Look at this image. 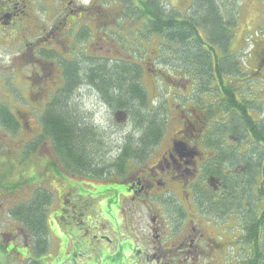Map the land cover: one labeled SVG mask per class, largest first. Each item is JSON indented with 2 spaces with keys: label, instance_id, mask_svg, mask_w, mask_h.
Wrapping results in <instances>:
<instances>
[{
  "label": "flooded vegetation",
  "instance_id": "flooded-vegetation-1",
  "mask_svg": "<svg viewBox=\"0 0 264 264\" xmlns=\"http://www.w3.org/2000/svg\"><path fill=\"white\" fill-rule=\"evenodd\" d=\"M139 16L144 8L137 1L131 8L119 0H0V43L7 49L2 64L15 72L3 88H56L52 104L73 88L74 72L94 66L123 69L143 87L161 124L139 154H127L101 174L74 154H89L97 145L103 150L105 135L97 126L102 135L91 136L99 137L98 143L84 138L83 152L58 149L52 134L37 133L22 150L23 163L38 155L47 163L46 174L27 173L17 180H33L35 193L10 204L8 216L23 226L0 229L6 256L13 255L18 264H264V144H259L262 163L251 182L254 137L249 130L236 132L230 106L236 99L243 108L238 115L264 122V39L247 53L244 68L238 60L251 77L242 73L237 83L249 79L251 86L224 88L235 82L233 76L220 79L217 71L225 58L230 66L233 55H213L215 83L211 94L200 97L212 105L208 115L195 101L204 88H188L190 80L181 78V47L175 55L154 31V22ZM77 88L84 96L90 95L88 89L96 94L98 110L92 105L90 118L106 110L116 116L117 132L133 126L130 112L108 107L97 88L89 83ZM42 150L46 154L39 155ZM74 159L80 162L74 165ZM4 171L9 179V170L0 165V190L8 195L15 190ZM43 177L51 191L40 186ZM107 196L113 209L105 203ZM40 201L48 223L36 234L22 218L29 217L30 206L39 210Z\"/></svg>",
  "mask_w": 264,
  "mask_h": 264
},
{
  "label": "trees",
  "instance_id": "trees-1",
  "mask_svg": "<svg viewBox=\"0 0 264 264\" xmlns=\"http://www.w3.org/2000/svg\"><path fill=\"white\" fill-rule=\"evenodd\" d=\"M122 3L129 4L132 8L137 1L140 6L144 8L143 19L152 20L154 22V31L159 33L172 46V52L178 54V48L181 47V73L185 75L192 83L193 88L201 89L195 98L198 103H202L210 115V106H206L200 97L204 94H211V87L215 83V74L213 68V55L217 53L232 54L230 66L227 65L226 58L219 66L218 77L233 76L235 82L224 84V88H243V84L237 83L241 80L242 73L247 75L250 79L251 75L246 70H240L238 60L231 50V44L234 38V28H236L238 19V0H191V6L184 17L178 18L172 10L168 8L166 0H119ZM238 53V52H236ZM240 62V61H239ZM103 68L94 66L88 71L74 72L73 88H67L64 92L59 94L52 104H48L44 115L42 116V124L45 127L44 133L52 134L53 141L56 142L58 149H63L72 153L80 150L83 152V139H88L90 143H98L99 137L91 135L98 134V126L89 117L90 115L80 113L77 109L76 95L78 94L77 86L85 87L86 83L97 88L103 96L104 103L109 107H122L127 109L132 116L133 132L131 134H119L121 136L120 144L114 149L112 155L113 160L109 163L107 161L104 165L97 162V159L105 157L107 149H112L111 146L101 150L100 147L92 148L88 153H75L77 159L81 162H88V165L94 166L95 172L101 174L104 171H110L116 164L127 157V154H133V151H142L145 146L152 139L151 135H158L161 127L160 120L149 110V104L146 99L145 91L141 85L136 84L135 79L131 77L128 71L115 68ZM227 67L231 69L227 70ZM248 82L250 84V80ZM94 88V89H95ZM235 90H233L234 92ZM73 95V96H72ZM196 95V94H195ZM194 95V96H195ZM233 109L234 127L236 132L245 134L248 130L254 137V142H251L252 150L250 151L249 162L250 173L249 178L252 182L256 180L253 178L255 173H258V165L262 163V156L259 153L260 143L264 144V132L261 127L264 122H256L254 119H243L241 113L243 109L241 104L233 99L231 104ZM206 107V108H205ZM74 108L76 111L73 112ZM209 108V109H207ZM3 109V108H2ZM223 111H227V105L224 104ZM79 111V112H77ZM13 117L7 113L6 110L0 109V126H4L10 132H16L17 128L14 126ZM120 132V131H119ZM117 133V132H116ZM221 135V134H220ZM77 143L81 144L78 145ZM94 150V151H92ZM108 151V150H107ZM110 152H108L109 154ZM90 157L92 160H88ZM74 159V165L80 160ZM225 159V157L223 158ZM124 162V161H123ZM123 164V163H122ZM41 202V201H40ZM41 207L36 210L33 206L26 210L30 211L29 217L23 219L24 227L31 229L34 233L37 229H47L45 224V207L41 202ZM23 210L16 212L17 217L21 215ZM15 214V213H13ZM33 217L38 223L35 228L34 222L30 218ZM15 217V216H14ZM16 217V218H17ZM21 223V221L19 220ZM22 225V223H21ZM23 226V225H22ZM37 234V232H36Z\"/></svg>",
  "mask_w": 264,
  "mask_h": 264
},
{
  "label": "rangeland",
  "instance_id": "rangeland-1",
  "mask_svg": "<svg viewBox=\"0 0 264 264\" xmlns=\"http://www.w3.org/2000/svg\"><path fill=\"white\" fill-rule=\"evenodd\" d=\"M166 3L168 4L167 6L169 9L175 10L173 11L175 15L179 13L178 15L184 17L190 8L191 0H166ZM237 8L239 16L237 19L236 28L233 29L234 38L230 51H233L232 53L236 55V57L240 58L239 60L241 61V64L244 65L243 62L248 60V57L246 58L243 53L247 51L252 52L251 50L253 49H255L254 51L258 50L259 47H256V42H260L261 38L264 39V0H238ZM249 43L250 45L248 47ZM3 45L4 44L1 42L0 109L3 111L6 110L7 113L13 118H18L17 120L13 119L14 126L17 128L16 132H10L3 125L0 126V165H2L3 169L9 170V179L7 178V171H4L6 178L8 179L7 184L9 188L15 190V192L11 194L7 193L8 195H6V192L4 193L3 190H0V229L2 231L9 232L12 231V228L14 227L22 226L19 220L8 216L10 210H12L10 209V204L23 202V200L29 199L31 196L33 197L35 193V190L32 186L34 181L21 178L18 182L17 180L19 179V176H27V173H36L37 175L41 173V176L46 174L44 165H47V163H45V159L42 160L40 157H38V155H33L32 157L27 158V161L25 160L23 163L24 154H22V150L26 149L28 142L35 138L37 133L44 132L45 127L41 123L39 117L43 115L46 106L51 103V95L55 92L56 88H3L5 85L9 84V80L15 73L6 70L2 64V54L5 50L7 51L6 47ZM254 45L255 48H253ZM183 76L185 75H181V78ZM181 82V88H186V81L183 80ZM245 84H248L247 86L253 85L251 81L250 84L249 82H246ZM188 88H192L191 81L190 87ZM88 92H90L89 96H84V94L81 93L76 95L75 99L77 101V109L80 111V113L84 112L87 114L89 110L93 109L91 106L95 105L94 102L97 99L95 92L91 91L90 89H88ZM95 107L97 111L98 108L96 105ZM72 109L73 112L76 111L74 108ZM99 113L100 114L97 116H92L91 120L94 122L95 126H98L99 130L104 133L103 135H105L103 149H106V147L109 146H111L112 149L103 151L107 152L105 157H102V159H99L98 157L97 162L103 160L105 163L107 161L110 163L114 156L112 155L114 154L113 150L116 149L120 143L122 144V137L119 136V134H131L134 129L132 125L126 124L125 127L120 128H125L123 131L117 132L118 129L113 124L114 122H117L116 116L113 118V116L108 114L106 110H100ZM21 117H24L25 119H21ZM38 137L40 138L41 136ZM42 144L43 142H40V146H42ZM77 144L81 145L79 143ZM49 145L50 143H48V146H43V148L49 149ZM108 152L110 153L108 154ZM44 154H46L44 150L39 152V155ZM87 159L92 160L90 157H87ZM45 178L46 177H43V184L40 186L44 188L45 192L51 191V186L48 180L46 181ZM1 191H3L2 194L5 196H1ZM28 191H30V196L27 193ZM105 203L107 207H111V209H113L115 206L113 199H111L109 196L106 197ZM6 206L9 208L5 212L4 208ZM47 223L48 221H45L44 225L46 226ZM14 232L16 233V231ZM4 243V240H0V264H18V261L12 258L14 257L13 255L6 256L5 249L3 247ZM103 264L116 263L107 261L103 262Z\"/></svg>",
  "mask_w": 264,
  "mask_h": 264
},
{
  "label": "bare ground",
  "instance_id": "bare-ground-1",
  "mask_svg": "<svg viewBox=\"0 0 264 264\" xmlns=\"http://www.w3.org/2000/svg\"><path fill=\"white\" fill-rule=\"evenodd\" d=\"M248 51L247 52H245V53H243L244 55H245V57L247 58L248 57ZM240 59V58H239ZM240 61V60H239ZM240 64H241V61H240ZM244 66V65H243Z\"/></svg>",
  "mask_w": 264,
  "mask_h": 264
}]
</instances>
